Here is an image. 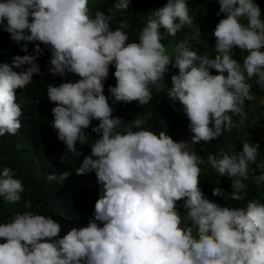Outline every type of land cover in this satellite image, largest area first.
I'll list each match as a JSON object with an SVG mask.
<instances>
[{
	"label": "clouds",
	"instance_id": "1",
	"mask_svg": "<svg viewBox=\"0 0 264 264\" xmlns=\"http://www.w3.org/2000/svg\"><path fill=\"white\" fill-rule=\"evenodd\" d=\"M217 2L215 15L223 18L213 32V59L198 55L187 41L176 45L172 57L161 43L165 35L175 37L194 22L187 0H167L156 9L140 29L139 43L128 42L126 20L115 30L110 26L113 8L126 11L130 0H115L108 15L99 9L90 14L89 0H0V30L17 44L23 42L26 53L0 63V136L16 135L21 129L23 113L15 90L25 89L34 74H41L37 60L44 52L41 45L47 46L48 71L65 80L46 85L47 98L55 104L50 126L67 149L60 163L81 156L77 142L90 145V155L75 171L94 172L100 186L87 226L72 227L63 235L57 220L31 211L17 212L0 223V239L5 241L0 243V264H264V203L245 200L244 183L249 166L257 164L260 144L245 140L238 153L207 156L219 177L231 178V199L246 202L245 207H222L200 188L199 165L205 160L196 145L231 132L236 126L233 117L241 121L246 116L245 101L255 99L248 80L256 77L255 83L264 89V19L259 4ZM29 43L34 45L32 53ZM237 47L247 53L242 66L233 58ZM110 66L115 68L116 85L108 87L106 96ZM170 68L178 74L171 75L167 97L173 107L177 101L182 105L193 133L189 141L176 142L165 130L157 134L146 128L151 114L136 117L120 131L125 122L113 115V106L149 104L153 88L160 91ZM68 74L79 79L67 81ZM89 127L98 136L91 144L85 131ZM257 167L264 168V163ZM68 175L62 173L59 180ZM14 177L9 167L0 171V196L9 203L20 201L25 191L22 180ZM255 183L264 185V174L256 176ZM212 195L224 197L225 191L217 186ZM181 200L183 218L176 208ZM25 207L31 208V201Z\"/></svg>",
	"mask_w": 264,
	"mask_h": 264
},
{
	"label": "trees",
	"instance_id": "2",
	"mask_svg": "<svg viewBox=\"0 0 264 264\" xmlns=\"http://www.w3.org/2000/svg\"><path fill=\"white\" fill-rule=\"evenodd\" d=\"M190 16L194 22L191 25H184L183 29L175 37L165 35L161 40L167 49V54L174 57L175 47L178 43L187 41V47L196 50L198 55H208L215 58V42L213 35L219 19L215 13L219 10L217 0H187ZM261 8V18L264 19V0H255ZM115 0H89L90 14L97 9L108 15V9L113 8ZM167 0H130V6L126 11H116L113 8L114 20L110 22L113 30L120 26L121 20H126L128 28L124 31L129 35V41L139 43V32L147 19L154 15V11L163 7ZM178 22V21H177ZM242 23L246 21L242 20ZM162 35L165 34L163 28L160 29ZM21 44H17L10 38V34L0 30V63H11L14 56H23L26 53L21 50ZM43 55L39 57L37 63L40 65L41 74L33 75V81L25 89H16L17 103L22 108V127L16 135L0 136V171L3 167H9L16 173V177L22 180L25 191L21 193V200L16 203L7 202L0 196V223H6L17 212L31 211L35 214L51 216L62 226L61 235L65 234L72 227L87 226L89 219L93 218L94 205L99 198V187L94 172L84 175H77L75 169L78 168L85 156L90 155L91 147L88 144L80 145L77 142V149L81 151L79 158L72 157L65 163H60V157L65 153L66 145L57 138V132L51 128L54 117L52 108L55 104L47 98L46 85L51 83L59 85L65 82L59 76H53L49 71V61L51 53L47 46ZM34 45L29 43L28 53H32ZM264 50V49H262ZM234 59L243 65L246 52L239 48L233 49ZM24 67H28L25 65ZM18 71V70H17ZM115 68L110 66L109 76L104 82V94L109 95L108 87L116 85L114 77ZM211 74H219L215 69H210ZM178 74V69H171L165 74L160 82L161 88L157 92L153 88V98L149 104L140 106L137 101L129 104L117 103L113 107L114 116L121 117L125 122L120 131H125L128 124L136 117H145L151 114L145 127L155 131L157 134L165 130L174 141H189L193 135L189 129V120L182 110V105L177 101L173 107V101L167 97L166 89L171 87V75ZM227 76V73H224ZM67 81H76L77 75L68 74ZM256 77L247 82L252 86L251 93L255 97L252 101H245L246 116L239 121V117H233L236 126L231 132L225 131L221 137L207 144L196 145L198 154L203 156L205 163L199 165L201 168L200 188L206 198L222 207H245L246 202H236L231 199V178L219 174L207 163L209 153L220 155L222 152L238 153L242 150V143L245 140L259 143L260 149L257 156V164L249 166V178L244 181L246 184L248 199H259L264 203V185L258 187L255 177L264 174V168L257 167L264 163V89L255 83ZM111 105V99H109ZM162 121L166 123L162 124ZM239 121V122H238ZM93 121V125L98 124ZM138 129H133L137 131ZM89 134V144L98 138L91 131V127L85 130ZM202 149V151H200ZM71 155V154H70ZM69 172L68 177L61 181L59 176ZM56 175V180H49V175ZM235 179V178H233ZM219 182V184H217ZM221 187L225 191L224 197L212 195L215 187ZM31 201V208L25 207V202ZM184 201H178L176 208L182 218L186 215L183 207ZM99 223V222H98ZM102 226V224H101ZM183 226V225H182ZM196 230H193V235ZM5 241L0 239V243Z\"/></svg>",
	"mask_w": 264,
	"mask_h": 264
}]
</instances>
